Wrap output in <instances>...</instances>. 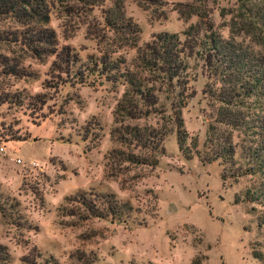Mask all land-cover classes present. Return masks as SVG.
<instances>
[{
  "label": "rangeland",
  "instance_id": "374dc122",
  "mask_svg": "<svg viewBox=\"0 0 264 264\" xmlns=\"http://www.w3.org/2000/svg\"><path fill=\"white\" fill-rule=\"evenodd\" d=\"M46 1L47 26L55 32L57 49L66 47L77 61L65 74L52 68L54 56H26L21 63L26 76L0 75V96L7 98L0 103V204L6 214L0 213V244L9 264H20L28 251L39 252L38 261L51 255L59 264H264V224L257 225L264 205L243 198L264 175L248 170L241 132L213 121L216 104L202 91L210 81L200 57L184 59L186 86L178 104L186 135L182 146L190 157L177 145L170 90L142 71L137 58L138 49L156 33L184 38L182 32L198 18L182 17L172 8L190 0H163V17L135 0H122L123 16L137 29L136 45L121 42L119 48H108L152 84L158 98L157 111L137 119L115 113L124 85L89 71L83 78L72 75L100 55L97 35L113 0L81 9L73 0ZM200 5L207 13L203 20L211 19L226 38L224 22L237 10L236 0ZM71 6L74 12H68ZM0 28L19 29L10 20ZM236 39L253 42L245 34ZM248 110L249 122H255L259 108ZM127 124L171 129L155 166L118 160L116 151L140 152L123 140ZM224 140L233 146V163L200 160L199 155L218 151ZM77 194L90 206L106 208L109 194L126 206L119 220L110 214L95 217L74 201Z\"/></svg>",
  "mask_w": 264,
  "mask_h": 264
},
{
  "label": "trees",
  "instance_id": "16d2710c",
  "mask_svg": "<svg viewBox=\"0 0 264 264\" xmlns=\"http://www.w3.org/2000/svg\"><path fill=\"white\" fill-rule=\"evenodd\" d=\"M73 1L80 3L81 9L88 5H97L104 0ZM135 1L141 7L151 8L154 13H159L156 17H163L162 8L166 5L165 1ZM208 1L215 0L175 3L172 9L182 17L195 15L198 20L182 32V40L176 33L160 32L152 35L151 39L138 49L137 58L142 71L155 77L154 81L170 90L173 103L171 117L177 145L186 157H190L187 154L188 149L182 146L186 135L182 129L178 104L184 97L186 86L184 59L192 54L198 55L210 81L202 91L211 103L216 104L213 121L241 132L245 141L241 149L244 156L250 160L248 170L252 173L259 171L264 175V0H236L237 10L235 13L231 12L229 22H224L228 25L226 38L216 31L211 19L203 20L207 13L200 4ZM121 3L122 0H113L112 5L105 10L103 29L100 35H97V42H102L98 58L91 59L88 68L77 66L72 75L83 78L89 71V74H95L97 78L102 76L107 82L124 85L115 113L127 119H137L157 111L158 98L153 92L152 84H148L144 77L123 64L122 60L111 56L114 50L108 47L119 48L122 46L121 42L124 45L127 42L131 46L136 45V26L123 16ZM68 10L74 12L72 6ZM224 12L225 10L220 8V14L223 15ZM49 13L50 6L46 0H0V25L1 22L10 20L19 27L18 30L14 28L8 31L0 28V75L17 78L26 76L21 65L26 56L36 59L54 56L52 68L65 74L69 73L77 58L70 54L66 47L57 49L55 32L47 26ZM107 32L109 36H106ZM240 34L252 38L253 42L244 43L242 39L237 40L236 36ZM255 46H261L263 50H256ZM6 100L7 98L0 96V103ZM250 107H258L260 110L255 122H249L253 119L248 110ZM121 131L125 134V143L138 147L140 152L134 154L131 151H116L118 160L129 164L155 166L157 154L163 153L161 142L171 129L137 128L127 124ZM209 134H213V126H210ZM210 140L211 136L208 137V141ZM233 153V146L227 140L213 155H199V158L202 162L220 158L222 162L233 163ZM75 197L74 201L84 205L90 215L95 217L110 214L112 218L119 220L122 215L121 207L126 206L125 203L120 204L111 194V198L105 200L108 203L106 208L88 205L81 194ZM243 198L245 201H258L264 205V180L257 188L245 190ZM0 213L2 216L6 215L1 204ZM262 224L264 212L259 216L257 225L260 227ZM257 255L259 254L253 253L256 258ZM40 256L37 251H28L20 257V264H59L51 255L38 261ZM9 262V253L6 247L0 244V264Z\"/></svg>",
  "mask_w": 264,
  "mask_h": 264
}]
</instances>
